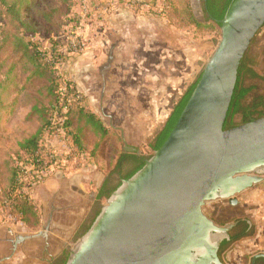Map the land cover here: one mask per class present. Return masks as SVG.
<instances>
[{
	"label": "rangeland",
	"instance_id": "obj_1",
	"mask_svg": "<svg viewBox=\"0 0 264 264\" xmlns=\"http://www.w3.org/2000/svg\"><path fill=\"white\" fill-rule=\"evenodd\" d=\"M13 1L0 0V3L8 7V3ZM91 1L24 0L20 5L23 16L34 22V32L24 34L29 41L42 49H48L54 43L63 45L64 57L55 68L57 74L53 69L41 67L38 87L41 89L49 82L52 86L55 75L73 81L85 98L87 113L98 117L107 130L96 161L86 162L90 167L87 171L90 177L81 185V195H68L61 191L60 196L47 197L45 214L42 204L35 200L41 214V221L35 227L24 226L9 214L0 220L1 264H63L70 249L91 224L95 207L99 206L100 210L107 202L105 195L97 196L99 190L96 183L91 182L92 176L100 171L108 179L115 177L118 172L116 157L121 153L137 150L142 155L154 154L150 143L181 96L200 77L221 38V27L208 20L204 0H144L152 12L142 14L131 10V16L136 17L132 23L137 27L127 29L126 20L116 19L119 17L116 14L126 13V7L114 8L109 12V19L93 22L90 7L85 3L90 4ZM77 5L79 9L76 7L74 16L69 15L71 6ZM55 8L57 10L52 11ZM43 11H52L51 20L44 17ZM71 17H79L80 20L71 22ZM86 17L89 20L85 21ZM92 24L100 35L90 29ZM105 30L108 31L105 33ZM72 32L84 44L81 52L74 51L75 54L69 55L66 50L74 38ZM4 57L2 54V59ZM246 57L249 66L258 74L244 77V84L252 88L244 104L250 105L256 98L264 97V26L255 36ZM139 63L143 67H137ZM9 66L10 61L6 60L4 70L0 69V197L9 187L15 162L20 159L21 143L36 132V115L30 116L32 106L38 99L45 107L50 104L33 86L26 84L24 72L18 67L16 72L23 78L14 82L17 85L13 92L10 87L4 89L5 72ZM160 103L162 111L154 113L153 108L157 109ZM262 110L264 112V105ZM241 122L242 116L237 114L235 123ZM78 127L83 132L89 153L98 141L103 140L102 136L96 133L85 113L75 117L73 129ZM58 132L47 135L44 145L63 153L71 145L66 143L65 148L56 146L58 140L65 138ZM79 158L78 155L73 156L67 172L60 173H78ZM126 160L135 164L132 159ZM134 166L125 167L126 173ZM96 179L100 178L97 176ZM105 187V192L115 188L106 190ZM236 198L239 201L237 206L232 207L226 199H221L208 202L204 209L208 213L224 212L223 222L226 223L247 218L254 224L249 239L264 237V181L253 184ZM51 206L64 207L65 210L56 211L54 219L49 221ZM29 218V222L34 224L36 217ZM21 237L26 239L15 247V242ZM226 261L232 264L227 257Z\"/></svg>",
	"mask_w": 264,
	"mask_h": 264
},
{
	"label": "water",
	"instance_id": "obj_2",
	"mask_svg": "<svg viewBox=\"0 0 264 264\" xmlns=\"http://www.w3.org/2000/svg\"><path fill=\"white\" fill-rule=\"evenodd\" d=\"M220 24L218 45L168 137L141 170L122 179L66 264H176L218 228L204 213L208 202L234 204L262 180L264 115L224 124L241 62L264 26V0H232ZM235 224L221 228L228 238Z\"/></svg>",
	"mask_w": 264,
	"mask_h": 264
},
{
	"label": "trees",
	"instance_id": "obj_3",
	"mask_svg": "<svg viewBox=\"0 0 264 264\" xmlns=\"http://www.w3.org/2000/svg\"><path fill=\"white\" fill-rule=\"evenodd\" d=\"M231 1L232 0H204L208 20L221 27L220 20L224 18ZM23 2L24 0H15L9 2L8 7H3L0 3V69L3 71L6 60L10 61L9 69L5 72L6 77H4L5 81L3 82L5 86L3 88L6 89L7 87H10L11 92L15 90L17 84L14 82L23 78L16 72V68L18 67L24 72L23 75L27 82L26 84L29 85V87L33 86V89L40 93L44 98L48 99L50 104L48 103L49 105L45 107L46 105L38 99L32 106L30 116L36 115V119L40 124L34 135L26 138L23 143H21L20 153H18L20 159L16 160L10 177L9 187L0 199L8 201L7 211L9 215L13 216L24 226L35 227L36 225H39L41 221V214L40 206L35 201L36 199L32 196L31 192L38 185L32 186L26 184L24 178L28 177V173L25 172V167L23 166L30 162L34 163L36 159H39V162H35L36 170H42L44 168L43 159L46 150V145H44L46 136L53 133L56 128L60 127L67 129V135L72 138L76 151L85 155L87 159L95 162L97 159L96 155L99 153L97 151H100L98 149H100V145L105 140L104 135L107 129L98 117H94L93 114L90 115V113H87L84 104L85 98L83 95L79 94L73 81L68 80L66 77L55 75V77L52 78V86H50L51 83L49 82L41 89L38 87V74L42 72L41 67H45L49 70L53 69L54 73L56 72L57 74L55 68L62 63L64 57L63 45L54 43L50 48L42 49L40 46L32 43L25 37V32H34L35 28L33 27L34 22L25 18L22 14L20 5ZM17 4L19 5L18 8ZM126 4L129 5L128 0H106L105 3H103V5H105L104 8L106 13H109L110 10L114 8L126 6ZM149 8L151 7L144 1L138 10L142 13H148L149 11L152 12ZM54 10H57V8L52 11ZM52 11H50V13L43 11L42 13L48 21L51 20ZM195 22L201 24L198 21ZM66 53L69 55L75 54L70 47L67 48ZM2 54H5L4 59H2ZM249 65V60L245 55L239 68L238 81L226 116L224 124L225 129L239 124L235 123V116L237 114H241L242 116L241 123L251 121L264 115L262 110V106L264 105L263 96L256 98L250 105L244 104L246 95L252 89L244 84V77L247 74L258 76ZM198 80L199 78L190 85L186 92L181 96L179 101L173 107L161 130L156 133L153 141L150 143V147L153 151L159 149L168 137L195 89ZM19 89L21 88L19 87ZM79 95H81V97H79ZM81 113H85L88 122L94 126L96 133H99V135L102 136L101 139H103H100L101 141H98L93 150L89 153L86 149L85 139L82 135L83 132H80L79 127L75 130L73 129L74 119L78 114L81 115ZM59 118H61V120H59ZM150 157L151 156L147 155L139 157L135 154L121 153L116 163V169H120L126 159H132L135 162V166L124 176V179H129L146 165V160ZM64 169H67V167L64 166ZM105 184L106 183L102 186L98 197H102L103 195L106 197L110 196L111 191H104ZM121 184L122 182H119L113 190ZM100 211L101 209L97 211L91 224L86 228V231L90 229L96 217L100 214ZM30 216L36 217L34 224L29 222ZM252 231L253 228H249V224L246 220H240L235 232L231 239L226 242L224 248L227 249L233 242L240 240L243 237L250 236L253 233ZM67 260L68 255L63 261V264H66Z\"/></svg>",
	"mask_w": 264,
	"mask_h": 264
},
{
	"label": "crops",
	"instance_id": "obj_4",
	"mask_svg": "<svg viewBox=\"0 0 264 264\" xmlns=\"http://www.w3.org/2000/svg\"><path fill=\"white\" fill-rule=\"evenodd\" d=\"M106 0H93L91 1L90 4H88L87 2H89V0H87L86 3V7H90V16L94 19L93 22L96 21V19L99 20H107V18L109 19V13L105 12V8L103 5V3H105ZM61 5H58V7H60ZM71 12L69 15L74 16V12L77 11L78 5L77 6H71ZM77 7V9H76ZM126 7V13L124 12H120L118 14H116L117 17L116 19L118 20H126V29L129 27H137L134 23H132L133 20H136V17L131 16L132 12L131 10H136L133 9L130 5L126 4V6H122V7H118V8H124ZM139 13H142L141 11H138ZM144 14V13H142ZM113 15V14H112ZM111 15V16H112ZM126 15V19L124 18V16ZM28 19V18H27ZM31 21V19H28ZM80 20L79 17L77 19L74 17H71L69 19V21L73 22V21H77ZM89 20L87 17L84 19ZM112 26H115V24H112ZM88 26H86L87 28ZM91 30L93 32H95L97 34V28L96 26H94V24H92L90 26ZM108 30H105V33ZM94 34V33H93ZM97 35H100V33H98ZM96 35V36H97ZM142 63H144V61H141ZM73 63V62H72ZM137 67H143L140 63L138 65H136ZM137 94V93H135ZM165 98V97H164ZM156 107V106H155ZM158 108H153V112L157 113L158 111H162V105L161 103L159 104V106H157ZM171 110V109H170ZM159 113V112H158ZM168 114V113H167ZM36 121V129L37 130L38 126H39V121ZM65 144L66 141H63V139L58 140V143L56 144V146L61 147L63 146L65 148ZM100 154V153H99ZM128 154H135L139 157L143 156L141 154V152H132V153H128ZM119 157H116V159H118ZM87 159V158H86ZM90 159H88L89 161ZM82 161V160H81ZM79 160L78 163V173H56L52 176H50L49 178H47L46 180H44L42 183H40L33 194V197L40 202V204H42V206L44 207V214L45 212H47V197H56V196H60V192L64 191L66 192L68 195L71 194H78L81 195L82 194V189H81V185L85 184V180H87V178L90 177V175L87 173V171L89 170V164H87L86 162H81ZM118 172L115 175V179L119 182L122 181V179H124V176L126 175V170L125 168L123 169H117ZM67 172V171H66ZM103 174V173H102ZM98 176V178L100 179H96ZM104 176V177H103ZM106 175H101L100 171L95 172V174L92 176L93 181L96 183V189H98V195L101 192L102 186L104 185V183L107 182L108 178L105 177ZM107 178V179H106ZM264 181V173H262V180ZM62 193V192H61ZM50 204V203H49ZM51 205V204H50ZM65 208L64 207H54L51 206L50 207V211L49 213H51V215L49 216V221L54 219V213L56 211H60V212H64ZM67 211V210H66ZM252 225L253 222L251 221ZM264 254V237H261L259 239L253 240V239H249L248 236L241 238L240 240H237L235 242H233L227 249H226V257L227 259L232 263V264H252V260L256 255H259V257L257 258V264H264V258L261 257L260 255Z\"/></svg>",
	"mask_w": 264,
	"mask_h": 264
},
{
	"label": "flooded vegetation",
	"instance_id": "obj_5",
	"mask_svg": "<svg viewBox=\"0 0 264 264\" xmlns=\"http://www.w3.org/2000/svg\"><path fill=\"white\" fill-rule=\"evenodd\" d=\"M134 165L135 164L133 162H130V160H125L122 166L124 168L125 167L127 168L129 166H134ZM116 181L117 180L113 176L109 178L106 183L107 187H105V189L111 190V188L116 187L118 183V181L117 183ZM113 191L111 190V193ZM226 200L232 207L237 206L239 202L237 201L236 203L231 204L229 202V199H226ZM98 209H99V206L95 207V212L92 214V218H94ZM204 213L208 216V218H210L214 222L215 226H217L218 228L214 227L210 229L207 234L206 242L196 243L192 245L183 255H181V259L177 261L176 264H228L226 261V256H225L226 248H224V246L226 242L231 239L233 233L235 232L236 227L238 226L239 221L246 220L247 223L249 224L250 229H252V226H253L251 221L247 218L237 219L235 221L236 224L229 231L230 238H228L225 231L221 230L222 227H225L229 224V223L223 222L224 212L222 213L220 211L218 212L215 211L214 213H208L204 209ZM218 213L222 215L218 216ZM92 218H90V221L92 220ZM87 224H88V221H87ZM69 255H70V251L68 252V256ZM58 262H61V260H59Z\"/></svg>",
	"mask_w": 264,
	"mask_h": 264
},
{
	"label": "built area",
	"instance_id": "obj_6",
	"mask_svg": "<svg viewBox=\"0 0 264 264\" xmlns=\"http://www.w3.org/2000/svg\"><path fill=\"white\" fill-rule=\"evenodd\" d=\"M128 2L131 7H134L136 10H138L141 7L144 0H128ZM73 36L74 38L70 42L71 45L70 48L75 52H81L83 50L82 47L84 42L77 35L73 34ZM78 92L79 94L82 95V93L79 90ZM81 95H79V97H81ZM59 120H61V118H59ZM57 130L59 131L58 132L59 134L61 133L65 135L63 141H66V143L69 144V146L70 145L71 146L63 153L58 152L54 148L45 146L46 150L43 159L44 168L42 170H36L35 162L36 163L39 162V159H36L34 163L30 162L27 165L23 166L25 167L24 168L25 172L28 173V177L24 178V181L26 182L27 185L37 186L40 184L42 180L44 181L56 173L67 171L69 160L75 155H78V157H80L79 160L80 161L82 160L81 162L83 161L86 162L88 160L86 159L85 155L80 154L76 151L72 138L67 135L66 128L64 127L56 128L54 133L57 132ZM64 166L67 167V169H64ZM35 189H33L31 192L32 196L34 194ZM7 205H8V201L0 199V219L4 218L6 214H8Z\"/></svg>",
	"mask_w": 264,
	"mask_h": 264
}]
</instances>
